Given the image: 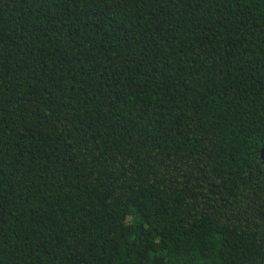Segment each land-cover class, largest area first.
Segmentation results:
<instances>
[{
    "label": "trees",
    "instance_id": "16d2710c",
    "mask_svg": "<svg viewBox=\"0 0 264 264\" xmlns=\"http://www.w3.org/2000/svg\"><path fill=\"white\" fill-rule=\"evenodd\" d=\"M264 0H0V264H264Z\"/></svg>",
    "mask_w": 264,
    "mask_h": 264
},
{
    "label": "water",
    "instance_id": "95a60500",
    "mask_svg": "<svg viewBox=\"0 0 264 264\" xmlns=\"http://www.w3.org/2000/svg\"><path fill=\"white\" fill-rule=\"evenodd\" d=\"M263 159H264V153H263Z\"/></svg>",
    "mask_w": 264,
    "mask_h": 264
}]
</instances>
